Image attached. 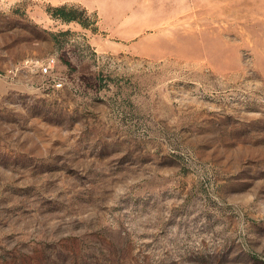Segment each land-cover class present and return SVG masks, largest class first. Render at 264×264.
<instances>
[{"label":"rangeland","instance_id":"rangeland-1","mask_svg":"<svg viewBox=\"0 0 264 264\" xmlns=\"http://www.w3.org/2000/svg\"><path fill=\"white\" fill-rule=\"evenodd\" d=\"M0 264H264V0L1 2Z\"/></svg>","mask_w":264,"mask_h":264},{"label":"trees","instance_id":"trees-1","mask_svg":"<svg viewBox=\"0 0 264 264\" xmlns=\"http://www.w3.org/2000/svg\"><path fill=\"white\" fill-rule=\"evenodd\" d=\"M69 7L70 6L66 4L59 5V6H52V7H49V11L55 17H61L67 21L77 20L81 22V20H79V18L74 13L75 6L72 5L70 8ZM81 23L83 24V22Z\"/></svg>","mask_w":264,"mask_h":264},{"label":"built area","instance_id":"built-area-1","mask_svg":"<svg viewBox=\"0 0 264 264\" xmlns=\"http://www.w3.org/2000/svg\"><path fill=\"white\" fill-rule=\"evenodd\" d=\"M56 65V58L55 57H49L44 63L40 64V69L43 73H49L53 70V68ZM63 78L57 77L54 79V86L57 88H60L63 86Z\"/></svg>","mask_w":264,"mask_h":264},{"label":"crops","instance_id":"crops-1","mask_svg":"<svg viewBox=\"0 0 264 264\" xmlns=\"http://www.w3.org/2000/svg\"><path fill=\"white\" fill-rule=\"evenodd\" d=\"M6 0H1V2H5ZM65 1H73V2H84V3H86L87 5H92V0H87V1H85V0H51V2H53V3H55V4H59V3H63V2H65ZM0 2V3H1ZM159 4H165L164 2H162V3H159ZM167 8H169V7H162V6H159L158 7V10H163V9H167ZM136 25H138V24H136Z\"/></svg>","mask_w":264,"mask_h":264}]
</instances>
